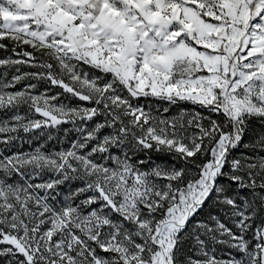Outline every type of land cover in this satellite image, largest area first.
I'll use <instances>...</instances> for the list:
<instances>
[{"label":"snow or ice","instance_id":"snow-or-ice-1","mask_svg":"<svg viewBox=\"0 0 264 264\" xmlns=\"http://www.w3.org/2000/svg\"><path fill=\"white\" fill-rule=\"evenodd\" d=\"M0 264H264V0H0Z\"/></svg>","mask_w":264,"mask_h":264},{"label":"trees","instance_id":"trees-1","mask_svg":"<svg viewBox=\"0 0 264 264\" xmlns=\"http://www.w3.org/2000/svg\"><path fill=\"white\" fill-rule=\"evenodd\" d=\"M51 146H52V144L50 143L49 147H51ZM23 147L25 150H29V145H24ZM56 147H59V145H56Z\"/></svg>","mask_w":264,"mask_h":264}]
</instances>
